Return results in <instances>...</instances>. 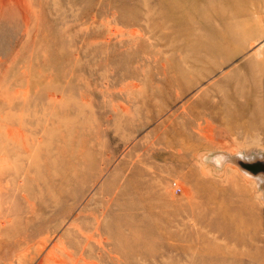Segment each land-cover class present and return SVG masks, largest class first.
I'll use <instances>...</instances> for the list:
<instances>
[{
    "label": "rangeland",
    "instance_id": "obj_1",
    "mask_svg": "<svg viewBox=\"0 0 264 264\" xmlns=\"http://www.w3.org/2000/svg\"><path fill=\"white\" fill-rule=\"evenodd\" d=\"M257 5L0 0V264H264Z\"/></svg>",
    "mask_w": 264,
    "mask_h": 264
},
{
    "label": "bare ground",
    "instance_id": "obj_2",
    "mask_svg": "<svg viewBox=\"0 0 264 264\" xmlns=\"http://www.w3.org/2000/svg\"><path fill=\"white\" fill-rule=\"evenodd\" d=\"M187 70H185L184 71V73L186 72ZM173 82H176V79H173ZM172 131H174V130H172ZM176 132H179V130H176ZM12 134V133H11ZM244 150V149H243ZM250 151V150H249ZM248 151V152H249ZM261 151V150H260ZM263 151V150H262ZM245 152V151H244ZM251 153V152H250ZM255 154H256V152H255ZM250 155V154H249ZM245 156V155H244ZM244 156H243V158H242V160H240L239 159V161L237 160V162L238 163H240V161H241V163L240 164H242V166L244 167V169H246V171L251 175V177H253V176H256V178L258 179V180H260V181H262L263 183H264V153H262V154H259V155H256V157H253L252 158V160L254 161V163L255 164H250V162L249 161H251V160H249V159H247L246 161L245 160H243L244 159ZM248 156V155H247ZM251 156H253V155H251ZM86 157V156H85ZM249 157V156H248ZM86 158H88V157H86ZM90 158V157H89ZM88 158V159H89ZM238 158H239V156H238ZM250 158V157H249ZM90 160V159H89ZM85 161V160H84ZM83 162V161H82ZM89 163V162H88ZM78 164V163H77ZM76 164V165H77ZM90 164V163H89ZM244 164V165H243ZM85 165V164H84ZM91 165V164H90ZM75 168H76V166H75ZM73 170V169H72ZM78 170V169H77ZM87 172H89V170L87 171ZM77 173V172H76ZM90 173V172H89ZM247 173V174H248ZM256 173V175H254V174ZM81 174H83V172L81 173ZM87 175V174H86ZM253 175V176H252ZM77 176V175H76ZM84 178V177H83ZM255 178V179H256ZM77 179V178H76ZM254 179V178H253ZM73 180V179H72ZM256 181V180H255ZM76 185V184H75ZM127 187V186H126ZM126 187H123L122 189H120V190H117V194H126V192H127V188ZM77 188V187H76ZM71 190H72V188H71ZM110 201V200H109ZM134 203L131 201V200H128V201H125L124 202V206H125V209H126V213L127 214H132L133 213V210H134ZM107 207V206H106ZM225 216V215H224ZM223 219H224V217H223ZM227 224H230V223H228V222H226ZM232 225V224H231ZM130 226H132V225H130ZM220 226H222V225H220ZM220 226L218 227V228H220ZM96 228H102V226H101V223L100 222H98L97 223V226H96ZM234 232V231H233ZM168 233V235H171L172 236V234H169V232H167ZM155 236V235H154ZM232 236V235H231ZM240 242H242L243 241V237L241 236V234L239 235V239H238ZM50 254H51V252L50 253H48V257L50 256ZM77 262V261H76Z\"/></svg>",
    "mask_w": 264,
    "mask_h": 264
},
{
    "label": "crops",
    "instance_id": "obj_3",
    "mask_svg": "<svg viewBox=\"0 0 264 264\" xmlns=\"http://www.w3.org/2000/svg\"><path fill=\"white\" fill-rule=\"evenodd\" d=\"M252 2H255V3L258 4V5L256 6V8L264 9V0H252Z\"/></svg>",
    "mask_w": 264,
    "mask_h": 264
},
{
    "label": "built area",
    "instance_id": "obj_4",
    "mask_svg": "<svg viewBox=\"0 0 264 264\" xmlns=\"http://www.w3.org/2000/svg\"><path fill=\"white\" fill-rule=\"evenodd\" d=\"M175 185V184H174Z\"/></svg>",
    "mask_w": 264,
    "mask_h": 264
}]
</instances>
